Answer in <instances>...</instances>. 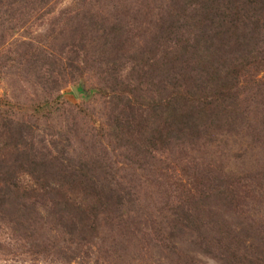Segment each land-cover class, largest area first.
<instances>
[{
  "label": "rangeland",
  "instance_id": "obj_1",
  "mask_svg": "<svg viewBox=\"0 0 264 264\" xmlns=\"http://www.w3.org/2000/svg\"><path fill=\"white\" fill-rule=\"evenodd\" d=\"M0 264H264V0H0Z\"/></svg>",
  "mask_w": 264,
  "mask_h": 264
},
{
  "label": "trees",
  "instance_id": "obj_2",
  "mask_svg": "<svg viewBox=\"0 0 264 264\" xmlns=\"http://www.w3.org/2000/svg\"><path fill=\"white\" fill-rule=\"evenodd\" d=\"M208 2H210V4H215L216 5V1L217 0H207ZM199 7L201 8V5H199L198 4V9H199ZM203 9H204V7H203ZM225 82V81H224ZM226 86V83H224V86H221V87H219L218 88V92L216 93V95L218 96V97H220V96H222L223 95V92H224V89L226 88L225 87ZM192 101H186V102H189V103H191L192 105L191 106H188L187 107V110L189 111V112H198V111H200V110H202L203 109V106H195L197 103H198V100H195L194 101V99H191ZM223 105V103H222V101L220 102V103H218L217 105L216 104H212V106H218V109H224V107L222 106ZM191 113H186V112H184V114L183 115H175L177 118H172V116H171V114H170V121H171V123H172V125H177V123L179 122V121H181L180 119H182V121H183V123L185 122V120H186V118L189 116V117H192V114ZM182 126H185L186 127V123H184Z\"/></svg>",
  "mask_w": 264,
  "mask_h": 264
}]
</instances>
